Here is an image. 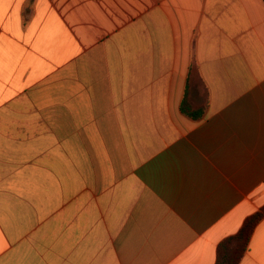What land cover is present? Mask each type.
Instances as JSON below:
<instances>
[{
  "label": "crops",
  "instance_id": "obj_1",
  "mask_svg": "<svg viewBox=\"0 0 264 264\" xmlns=\"http://www.w3.org/2000/svg\"><path fill=\"white\" fill-rule=\"evenodd\" d=\"M263 206L264 0H0V264H215Z\"/></svg>",
  "mask_w": 264,
  "mask_h": 264
},
{
  "label": "trees",
  "instance_id": "obj_2",
  "mask_svg": "<svg viewBox=\"0 0 264 264\" xmlns=\"http://www.w3.org/2000/svg\"><path fill=\"white\" fill-rule=\"evenodd\" d=\"M263 218L264 206L245 220L237 234L219 244L215 264H239L248 250L254 229Z\"/></svg>",
  "mask_w": 264,
  "mask_h": 264
}]
</instances>
